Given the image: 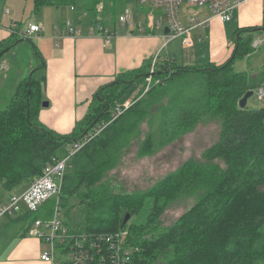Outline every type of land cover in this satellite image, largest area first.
Masks as SVG:
<instances>
[{
	"label": "trees",
	"instance_id": "1",
	"mask_svg": "<svg viewBox=\"0 0 264 264\" xmlns=\"http://www.w3.org/2000/svg\"><path fill=\"white\" fill-rule=\"evenodd\" d=\"M32 1L35 11L42 6H75L78 1L91 24L104 13L112 17L116 13L114 5L99 6L102 0ZM258 27L264 30V20ZM254 29L244 26L235 31L232 54L219 65L163 60L146 91L150 61L120 72L95 92L86 114L68 134L52 131L39 121L42 80L34 75L36 68L43 67L39 63L17 82L0 109V204L19 184L40 175L52 158L63 156L72 142L106 122L71 158L61 193L66 201L61 205L64 224L74 238H88L85 248L93 261L87 264H103L101 255L107 256L108 244L94 237L119 231L126 232L122 246L129 250L124 264H264V107L238 106L247 91L264 86V67L254 77L232 69L235 59L254 50L248 34ZM18 39L29 40L11 34L0 41V58ZM126 100L131 104L111 121V112ZM212 120L219 125L218 139L200 159L186 160L146 191L112 193L101 186L106 171L142 135V123L149 126L138 149L144 156L179 140L198 123ZM181 196H193V204L164 225L161 216ZM73 198L76 203H70ZM144 200L149 201L146 222L126 230L127 221L121 227L125 214L130 218L137 214ZM53 205L47 201L35 218L48 217Z\"/></svg>",
	"mask_w": 264,
	"mask_h": 264
},
{
	"label": "rangeland",
	"instance_id": "2",
	"mask_svg": "<svg viewBox=\"0 0 264 264\" xmlns=\"http://www.w3.org/2000/svg\"><path fill=\"white\" fill-rule=\"evenodd\" d=\"M136 0H114L116 13L113 17L109 13H104L99 18V23L104 24L108 28H114L115 31L121 33L124 31L118 24V13L123 8H129L135 10L137 3ZM20 4L13 1L10 3L6 2V6L11 8L12 18L21 21L23 28H26V24L31 21L39 22L43 21L46 25L53 23L56 26L62 25L60 19L65 15L69 21H76L77 24L83 21L81 25L85 28H91V19L90 16L85 11L81 10L80 3L77 1L76 5L71 6L75 10L73 12L69 11L67 6L60 7H51V6H42L37 12H33L32 8L34 7L30 0H19ZM109 0H102L99 6L103 5ZM4 4V0H0V5ZM26 5V6H25ZM261 5L262 0H250L249 7L253 11L252 24H247L248 26H258L261 23ZM25 6V7H24ZM72 9V10H73ZM237 12V9H234ZM78 15V16H76ZM76 16V17H75ZM81 16V17H80ZM75 17V18H74ZM199 20H204L205 16L200 12L197 15ZM79 18L81 21H79ZM110 18H112L110 21ZM135 18L139 22H144V14H136ZM214 25L212 24L211 27ZM214 32L211 38L208 39L207 35L205 36V41L198 43V46L193 45H183L180 43L179 39L171 40L168 45L162 49L160 57H164L166 54L175 55L177 64H186V59H183V55L196 54L197 57H200L204 53L207 55L210 53L212 46L214 45L213 50H218L220 48V42L222 43L223 50H226L227 54L225 60L229 58L232 54L234 48V31L236 28L240 27L235 21L226 22L225 24L221 21L215 24ZM129 30V29H128ZM126 30V31H128ZM159 30L156 31L158 34ZM46 33V32H44ZM247 33V32H246ZM202 34H204L202 32ZM252 38H260L262 41L251 53L245 54L241 59H235L232 63V69L235 72H248L252 77L256 76L259 71L264 67V30L260 31H250L248 32ZM214 35V38H213ZM20 36V35H19ZM19 40V39H18ZM17 40V41H18ZM37 34H33L29 37V40H22L16 44L10 52L6 53L0 60V66L2 62L5 63L7 68L0 69V77L3 76L4 72L9 77V80L12 81L11 88L9 89L8 85L6 88L1 90L0 86V109H3L15 88V82L20 79L28 76L30 74V67H36L40 63V59L36 56L34 45H39L37 41ZM208 41V42H207ZM162 43V40H161ZM218 44V45H216ZM224 60V61H225ZM196 65H199L196 64ZM5 67V66H4ZM6 70V71H5ZM0 85H2V80L0 78ZM264 89V86H262ZM247 106L252 109L264 107V99L261 100L258 98L256 90L253 92V95L248 99ZM156 124V122H155ZM156 127V126H155ZM151 131L154 132V128L150 127ZM142 135L136 140L130 142L126 149L123 150L122 154L119 157L118 163L110 170L106 171L104 176L101 179V186L105 190H110L112 193H134L146 191L148 188L154 185L157 181L161 180L167 174L175 171L182 163L190 158L200 159L203 151L212 145L218 139L219 125L215 120L208 122H200L191 131L183 134L179 140L176 139L172 143L163 146L156 147L155 150L150 155H139L138 149L141 140L145 137V132L149 130V126L146 122L142 123L140 126ZM157 137V134L154 135ZM14 190H11L9 193H12ZM8 193V194H9ZM1 195V194H0ZM65 196L60 195L59 203H65ZM77 199L73 198L70 200V203H76ZM53 201V200H51ZM49 202V201H48ZM55 201H53L54 204ZM194 202V197L192 196H181L176 201H174L170 207L165 211L161 216L162 222L164 225H168L176 220L186 209H188ZM77 208V205L73 211ZM43 209V208H42ZM63 214H64V208ZM149 213V201L144 200L138 213L133 215L127 222L126 230L132 224H143L147 220V215ZM41 214H31L28 215L26 219H21L16 222H13L4 227L3 231L0 234V253L6 251L8 247L15 244L16 241L22 239L21 231L27 226H29L33 218ZM12 217V216H11ZM10 217L2 216L0 217V223L5 221ZM13 218V217H12ZM26 227V228H27ZM16 239L12 241L14 238ZM35 237V236H34ZM38 240L40 238L35 237ZM41 242L40 257L36 259L37 261L44 262L41 259V255L50 252V247L46 246L43 248V243ZM54 255V264H61V261L68 260L70 257L67 254L60 252L59 248L53 249ZM46 263V262H45ZM48 263V262H47Z\"/></svg>",
	"mask_w": 264,
	"mask_h": 264
},
{
	"label": "crops",
	"instance_id": "3",
	"mask_svg": "<svg viewBox=\"0 0 264 264\" xmlns=\"http://www.w3.org/2000/svg\"><path fill=\"white\" fill-rule=\"evenodd\" d=\"M13 1L20 4L19 0H4V4L0 5V41L7 39L11 34H17L16 32L14 33L8 30L11 25L16 24L17 29L21 32L25 31L27 25L29 24L28 22L26 24V28H23L21 21L18 22L12 18V7L9 8L7 7L8 5L6 6L5 4L6 2L10 3ZM30 1L33 4V1ZM113 2L114 0H109L108 3L105 2L104 4L107 7L113 5L115 6ZM249 2L250 0H247L237 9V12L235 10L232 12V17L228 22L235 21L238 25H240V27L236 28L235 31L239 28H243L244 26L253 27L247 25L252 24L250 19L252 18L251 13L253 11L250 10ZM67 7L71 12L75 10V8L72 10L71 6ZM6 10L8 12H6ZM192 10L197 11L196 9L189 7H183L181 9L180 15H182V21L186 25L188 13ZM32 11L37 12L35 11L34 7L32 8ZM133 12L134 16L132 17H134V24L142 23L139 22L137 18H135V15L142 13V10H139L136 5ZM260 18L261 25L263 22L262 12ZM65 21H69V19L64 15L60 19V22L63 23ZM79 21H81L80 18ZM218 21L220 22L219 19L213 18L210 21V25L208 27H204L200 30L193 29L190 32L193 42L189 45H193L195 47L198 46V43L205 41L204 39L206 35L208 39L211 38L212 40V34L215 28L214 26L216 23H218ZM34 22L35 21H31L30 23ZM74 22L76 28L79 29L78 35L61 36L57 40L54 37V34H52L54 33V28L56 25L51 23L49 26L46 25V28L41 34H37V41L39 42V45H34L35 54L37 52L36 56L40 59V63L43 65V67L36 68L34 70V75L36 78H41V99L42 102L45 101L48 103L47 107H42L40 105L38 118L45 127L59 134H68L71 132V130H73L75 124L86 114L90 101L99 88L107 85L120 72L137 69L146 61H150L152 59L151 57H153L161 49L163 44L161 31L159 30L158 34H156L158 29L151 30L150 28H145L143 31L136 32L135 25L133 24L128 31L124 30L117 36L112 37L107 43L100 36H89L87 33L89 28H84V25H81V23H84L83 21H81L79 24H77V20ZM35 23H42L45 27L43 21ZM222 23L225 24L226 22ZM212 24L214 25L213 27H211ZM102 25L105 27L104 24ZM202 32L204 34H202ZM17 35L20 34L18 33ZM32 35L33 34L30 36ZM20 40L22 41L23 39ZM179 40L181 41V39ZM211 46L212 49L208 55L207 53H204L200 57H197L196 54L183 55V59H186V64L183 65H219L228 59L227 58L225 60L227 52L226 50H223L221 42L220 48L218 50H213V44H211ZM171 56L176 61L175 55ZM198 63L199 65H196ZM1 68H7L4 62H2L0 69ZM32 68L35 67H30V70ZM5 73L6 72H4L3 76L0 77L2 80V85H0L1 90L6 88L7 85L10 89L12 85V81L9 80V77ZM19 81H16L15 85ZM28 185L29 182H23L14 188V192L12 193H21L27 189ZM9 195H11V193L6 194L4 202L7 201ZM61 215L64 223L65 217L63 210ZM12 217L0 223V234L5 226L14 222L11 220ZM13 218H15V216ZM26 227L21 231L22 239L16 241L15 244L8 247L6 251H2L0 253V264H49L47 262L45 263L44 259V262L36 260L38 256L40 257L39 253L41 250V242L34 236L29 235L28 227ZM15 239L16 237L12 241ZM61 262V264L64 263V261Z\"/></svg>",
	"mask_w": 264,
	"mask_h": 264
},
{
	"label": "built area",
	"instance_id": "4",
	"mask_svg": "<svg viewBox=\"0 0 264 264\" xmlns=\"http://www.w3.org/2000/svg\"><path fill=\"white\" fill-rule=\"evenodd\" d=\"M247 0H136L137 7L142 10L144 14V22L134 24V12L129 8H124L118 13V24L124 30H128L133 24L135 25L136 32L143 31L145 28L151 30L158 29L161 31L163 44L161 49L150 60V66L146 77V91L152 84L153 71L157 65L163 60H172L170 54H166L163 58L160 57L162 49H164L171 40L176 38L181 39V43L189 45L193 42L191 31L193 29H202L210 25L213 18H217L222 22L230 21L234 9H238ZM183 7L194 8L197 11H190L187 16V25L182 21L181 9ZM71 9H73L71 7ZM6 12H8L6 10ZM202 13L205 16L204 20H199L197 15ZM261 12L264 20V0H262ZM88 29L89 36H100L109 42L119 32L114 28L104 27L101 23L91 24ZM62 26V27H61ZM61 26L54 28V37L58 40L61 36H76L79 29L76 28L75 22L65 21ZM45 27L42 23H29L25 31H19L16 24L9 27L10 32L19 33L24 38H29L31 34H41ZM164 31V32H163ZM263 40L260 38H253L251 46L253 49L257 48ZM258 98L264 99L263 87L256 89ZM131 104L129 100L120 106L116 107L111 112V121L114 120L119 114L128 108ZM107 123L102 122L95 128L88 131L78 140L72 142L65 154L60 157H54L47 163L40 175L30 181L27 189L18 194L9 195L6 202L0 204V217L16 216L19 214L37 213L42 210L43 205L47 201H55L53 209L46 218H35L28 226V233L31 236L40 238L43 243V248L50 247V252L41 255V259L49 264H54L53 249L59 248L60 252L69 255L67 261L72 264H87L93 261L92 253H89L85 248V243L88 238H74L67 226L62 220V207L59 203V197L62 193V186L64 183L65 173L71 161V158L78 152V150L87 142L91 141L97 136L102 129L106 127ZM126 235L125 231H119L112 234L96 235L94 240L106 242L108 245L107 256H102V261L109 264H124L129 255V250L122 246V241ZM92 242L88 246H92ZM99 250H97V253ZM103 263V264H104Z\"/></svg>",
	"mask_w": 264,
	"mask_h": 264
},
{
	"label": "water",
	"instance_id": "5",
	"mask_svg": "<svg viewBox=\"0 0 264 264\" xmlns=\"http://www.w3.org/2000/svg\"><path fill=\"white\" fill-rule=\"evenodd\" d=\"M255 31H259V27L258 28H256V29H254ZM21 40H18L17 41V43L18 42H20ZM253 90H249V91H247L243 96H242V98L239 100V103H238V106H239V108H245L246 107V105H247V101H248V99L253 95ZM47 105H48V103L47 102H42V104H41V106L42 107H47ZM130 219V214L129 213H126L125 214V217H124V219H123V222H122V225H121V227H123L124 226V224L128 221Z\"/></svg>",
	"mask_w": 264,
	"mask_h": 264
},
{
	"label": "clouds",
	"instance_id": "6",
	"mask_svg": "<svg viewBox=\"0 0 264 264\" xmlns=\"http://www.w3.org/2000/svg\"><path fill=\"white\" fill-rule=\"evenodd\" d=\"M255 28H258V27H255ZM24 38V37H23Z\"/></svg>",
	"mask_w": 264,
	"mask_h": 264
}]
</instances>
